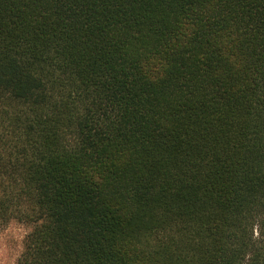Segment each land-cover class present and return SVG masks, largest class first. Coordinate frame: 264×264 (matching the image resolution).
Here are the masks:
<instances>
[{
  "label": "trees",
  "instance_id": "1",
  "mask_svg": "<svg viewBox=\"0 0 264 264\" xmlns=\"http://www.w3.org/2000/svg\"><path fill=\"white\" fill-rule=\"evenodd\" d=\"M15 264H264V0H0V228Z\"/></svg>",
  "mask_w": 264,
  "mask_h": 264
},
{
  "label": "rangeland",
  "instance_id": "2",
  "mask_svg": "<svg viewBox=\"0 0 264 264\" xmlns=\"http://www.w3.org/2000/svg\"><path fill=\"white\" fill-rule=\"evenodd\" d=\"M28 228L12 221L0 228V264H15L21 251Z\"/></svg>",
  "mask_w": 264,
  "mask_h": 264
}]
</instances>
